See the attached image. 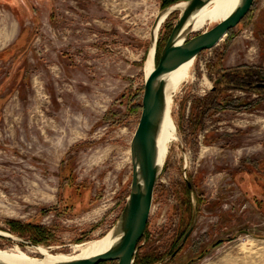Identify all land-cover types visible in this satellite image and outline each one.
I'll return each mask as SVG.
<instances>
[{
	"label": "rangeland",
	"instance_id": "1",
	"mask_svg": "<svg viewBox=\"0 0 264 264\" xmlns=\"http://www.w3.org/2000/svg\"><path fill=\"white\" fill-rule=\"evenodd\" d=\"M163 9L0 0V232L12 237L0 235V251L34 241L70 255L116 227ZM179 14L160 25L158 54ZM191 76L172 95L176 141L133 264H264V0L194 58Z\"/></svg>",
	"mask_w": 264,
	"mask_h": 264
},
{
	"label": "water",
	"instance_id": "2",
	"mask_svg": "<svg viewBox=\"0 0 264 264\" xmlns=\"http://www.w3.org/2000/svg\"><path fill=\"white\" fill-rule=\"evenodd\" d=\"M210 1L189 0L183 2L185 6L180 11L179 17L171 29L159 54L157 64L156 43L158 42V30L156 28L162 16L166 19L174 10H180L177 7L179 4H173L163 9L153 24L150 50L147 55L153 50L154 68L144 80L141 113L130 141V192L117 225L111 230L112 235L117 237L116 242L103 254L56 264H101L107 262L133 264L138 243L146 233L154 187L162 168V165L158 163V138L166 114L167 76L183 63L194 59L201 52L215 47L249 13L254 3V0H239L233 12L222 22L200 33H192V28L187 26L189 19ZM261 87H264V85H261ZM191 232L192 226L184 234L171 257L180 250ZM3 236L12 239L9 235ZM27 243L37 247L31 242ZM0 264L6 263L0 261Z\"/></svg>",
	"mask_w": 264,
	"mask_h": 264
},
{
	"label": "bare ground",
	"instance_id": "3",
	"mask_svg": "<svg viewBox=\"0 0 264 264\" xmlns=\"http://www.w3.org/2000/svg\"><path fill=\"white\" fill-rule=\"evenodd\" d=\"M239 0H211L199 11L194 13L188 21L187 26H190L192 33H200L205 31L216 24L222 22L227 18L238 5ZM185 4L181 3L177 7L182 11ZM164 16L159 20L156 30H159L163 23ZM153 50L148 54V58L144 64V75L148 77L153 68ZM194 59L183 63L174 71L170 72L167 76L166 84V114L163 120L162 129L158 138V163L163 165L168 151V144L175 140V125L171 117L172 113V95L176 93L179 87L189 80ZM177 139V138H176ZM176 141V140H175ZM1 235H7L0 232ZM117 237L112 235L109 231L98 241H89L81 244L74 245L70 255L52 254L48 249L37 247H26L21 249L14 246L12 249L0 251V261L6 264H56L63 261L83 259L92 257L98 254H103L109 250L110 246L116 242ZM39 255L41 258H36Z\"/></svg>",
	"mask_w": 264,
	"mask_h": 264
},
{
	"label": "trees",
	"instance_id": "4",
	"mask_svg": "<svg viewBox=\"0 0 264 264\" xmlns=\"http://www.w3.org/2000/svg\"><path fill=\"white\" fill-rule=\"evenodd\" d=\"M179 0H163V8H166V7H169V6H171V5H173L174 3H176V2H178ZM231 31V30H230ZM229 31V32H230ZM228 32V33H229ZM228 33H227V35H228ZM158 49L159 48H157V50H156V64L158 63V58H159V54H158ZM162 50V49H161ZM161 52V51H160ZM135 109H138V110H140L141 111V104H136L135 106H134V110ZM32 243L33 244H35V245H37V243L36 242H34V241H32ZM115 262H107V263H101V264H114ZM116 264V263H115Z\"/></svg>",
	"mask_w": 264,
	"mask_h": 264
}]
</instances>
